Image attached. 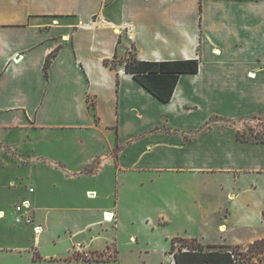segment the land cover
<instances>
[{"label": "crops", "instance_id": "obj_1", "mask_svg": "<svg viewBox=\"0 0 264 264\" xmlns=\"http://www.w3.org/2000/svg\"><path fill=\"white\" fill-rule=\"evenodd\" d=\"M96 15L113 27L132 24L134 40L93 23ZM132 47L144 61L197 59L199 71L181 74L162 102L123 64L106 65ZM261 114L264 0H0V141L28 138L33 159L66 185L84 177L100 191L114 184L118 201L149 185L142 200L152 212L140 220L163 219L171 237L197 235L203 243L216 232L222 242L203 244L243 246L264 238V142L239 140L231 124ZM88 191L98 190L69 191L51 206L23 197L43 231L32 227L34 252L0 244V256L27 249L38 264L116 262L90 259L120 251L108 241L121 229L120 205L90 204L97 199ZM106 212L117 220L103 222ZM0 214V236L10 235L5 221L14 207ZM81 235L87 261L75 247Z\"/></svg>", "mask_w": 264, "mask_h": 264}, {"label": "rangeland", "instance_id": "obj_2", "mask_svg": "<svg viewBox=\"0 0 264 264\" xmlns=\"http://www.w3.org/2000/svg\"><path fill=\"white\" fill-rule=\"evenodd\" d=\"M130 52L134 53V49ZM122 62V61H121ZM239 126V132L249 137H258L264 139V114L246 117L237 122H232ZM13 141H0V210H4L6 207L13 208L16 204H20L28 198L38 200L40 205L51 206L56 205L64 200L69 191L77 192L88 188H96L95 191L96 201H90V204H103L104 202L115 204L118 201L112 193L114 190V184L104 188L102 191L96 187V180L91 177H84L80 180L72 182L71 188L64 183L59 174L46 168L44 161L42 163L33 159L34 152L29 146L28 138L23 137L22 145L19 142H15L17 137L12 138ZM255 140V139H254ZM45 146H41L44 148ZM46 148V147H45ZM42 150V149H41ZM131 174V173H129ZM128 174V175H129ZM137 176H129V185L135 184ZM142 178H139V181ZM145 181V180H143ZM137 184V183H136ZM136 184L134 186H136ZM142 184V183H140ZM35 188V194H29L28 188ZM136 193L133 190L128 191V200L122 202L118 201L119 211L121 217V229L113 236V240H108L113 244L120 246V251L110 247L109 250L98 253V256H93L90 261L95 262H111L107 264H172L173 258L170 254V240L174 238L172 235L173 229L168 225L163 224L162 219L155 221L154 224L151 221H141L140 217L142 212L148 210L152 212L149 204L143 202V198H146L152 193V188L149 185L144 187L138 186ZM130 189V186L127 188ZM105 193L109 195L108 200H104ZM31 195V196H30ZM89 198H92L87 193ZM140 199V201H139ZM130 200V202H129ZM31 202V208L33 213V204ZM114 217L111 220H104L103 222L113 223L117 220L116 213L113 212ZM151 218H149L150 220ZM7 230L9 229L10 235H1L0 244H11L17 246H26L30 252H34V239L32 233V226L24 224H16L14 216L8 217L5 221ZM162 223V224H161ZM219 233H205L203 243L209 242H222ZM197 235L194 238L197 239ZM85 238L84 235L79 236L76 240L82 242ZM183 238V237H181ZM233 239L234 237H229ZM189 239V238H188ZM214 240V241H212ZM101 242H104L102 240ZM229 242V241H228ZM83 243V242H82ZM184 242L178 241L176 247L180 248ZM43 244H46L43 242ZM185 248V247H183ZM8 255V254H7ZM37 256V255H36ZM258 259H261V264H264V254H259L253 260L259 263ZM98 260V261H96ZM172 261V263H171ZM38 264L37 261H33L31 254L27 249L19 255L0 256V264ZM39 264H47L40 262ZM105 264V263H100ZM174 264V263H173Z\"/></svg>", "mask_w": 264, "mask_h": 264}, {"label": "trees", "instance_id": "obj_3", "mask_svg": "<svg viewBox=\"0 0 264 264\" xmlns=\"http://www.w3.org/2000/svg\"><path fill=\"white\" fill-rule=\"evenodd\" d=\"M133 49V47H132ZM57 50L50 53L45 61L44 69L47 71ZM106 65L116 68L123 64L127 73L146 88L151 94L162 102H169L174 94L180 75L185 73H197L199 71V60H176V61H144L137 57L134 52L122 62L118 61V54L112 61L106 60ZM94 108V103H89ZM237 138L241 141L264 139L249 137L237 131ZM184 242L180 247L176 243ZM185 247V248H183ZM170 254L174 264H261L254 261L259 254H264V238L254 241L246 246L243 245H210L203 244L196 238L174 237L171 242ZM89 258L84 259V261Z\"/></svg>", "mask_w": 264, "mask_h": 264}, {"label": "built area", "instance_id": "obj_4", "mask_svg": "<svg viewBox=\"0 0 264 264\" xmlns=\"http://www.w3.org/2000/svg\"><path fill=\"white\" fill-rule=\"evenodd\" d=\"M92 22L97 23V24L102 25V26H107V27L111 26L115 31H117L118 34L124 33L126 35V38L128 39V41L134 40V27L130 23H124L118 27H113L111 25V23L106 18H104L100 15H96L92 19ZM29 192H34V188H32V187L29 188ZM87 193H89V194L91 193L90 196L92 198H94L95 191H88ZM27 202L31 203L30 200H24L20 204H16L14 206V211H15L14 219H15L16 224H24V225L32 226L34 234L36 235L38 233V230H40L41 232L43 231V226L41 224H38V225L35 224L31 205L29 207H27V205H26ZM107 214H112L111 219L114 217L113 212H111V213L106 212L103 215V220H108ZM75 247L78 250V252L81 254V257L83 259L91 257V254L85 249L84 243L77 242L75 244Z\"/></svg>", "mask_w": 264, "mask_h": 264}, {"label": "bare ground", "instance_id": "obj_5", "mask_svg": "<svg viewBox=\"0 0 264 264\" xmlns=\"http://www.w3.org/2000/svg\"><path fill=\"white\" fill-rule=\"evenodd\" d=\"M26 205H27V207H29V206L31 205V203L27 202ZM111 215H112V214H107V219H108V220L111 219V217H112ZM2 216H3V214H0V217H2ZM222 230H224V229H222ZM39 232H41V231L38 230V233H37V234H39Z\"/></svg>", "mask_w": 264, "mask_h": 264}]
</instances>
